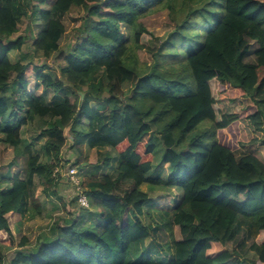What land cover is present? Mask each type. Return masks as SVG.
Instances as JSON below:
<instances>
[{
    "label": "trees",
    "instance_id": "1",
    "mask_svg": "<svg viewBox=\"0 0 264 264\" xmlns=\"http://www.w3.org/2000/svg\"><path fill=\"white\" fill-rule=\"evenodd\" d=\"M35 1L36 53L60 51L63 20L77 8L87 13L85 38L61 68L65 81L25 56L13 62L10 54L29 38L19 34L25 9L21 0H0V162L26 159L24 179H0V234L7 235L0 264L2 247H15L8 216L42 217L36 192L59 196L55 171L67 163L80 173L89 166L82 176L89 208L76 197L77 213L8 264H241L228 245L244 228L256 247L249 263L264 264V138H252L263 150L240 158L235 143L241 128L264 134V1L53 0L49 9ZM166 10L175 29L154 46L142 20ZM251 43L254 63L246 61ZM35 117L48 121L40 153L23 146V127ZM68 145L73 163L63 160ZM86 148L116 156L98 151L90 165ZM164 169L166 178L153 174ZM144 186L173 199L145 212L154 194ZM158 231L166 241L146 246ZM28 242L23 237L19 247Z\"/></svg>",
    "mask_w": 264,
    "mask_h": 264
},
{
    "label": "rangeland",
    "instance_id": "2",
    "mask_svg": "<svg viewBox=\"0 0 264 264\" xmlns=\"http://www.w3.org/2000/svg\"><path fill=\"white\" fill-rule=\"evenodd\" d=\"M53 0H46V5H41V9H49L50 3ZM264 1V0H263ZM24 7L25 17L22 23L19 25L20 33L23 36L28 35L29 38L25 41L23 46V51L21 52H12L10 54L11 60L13 62H17L22 57L25 56V62H33L34 64H38L44 68V71L48 74H52L57 78H61L62 81H65V77L61 75V68L65 65L66 59L70 56L72 50L79 45L85 38V36L80 31L81 26L84 24V20L82 17L86 15V11L83 9L77 8L72 11V13L65 16L63 22L66 26V33L60 42V51L56 53H52L49 55H44L43 53H36L32 48V42L34 38H36L37 33L39 32L42 22L39 21V16L37 13L33 14L31 9L29 8L30 3L35 4V0H21ZM143 25L154 34L155 40L153 42L154 46H158L163 43L168 35L172 33L175 29L174 23L171 20L169 11H161L152 16H149L142 20ZM27 27L31 28V33H27L25 30ZM122 33L127 37L129 35V27L122 26ZM18 36L15 35L13 38ZM31 37V38H30ZM257 50V45L255 43H251V49L246 58L247 62L254 63L255 51ZM260 73L263 74V69H260ZM19 95L23 96L22 93ZM259 98V97H258ZM245 102V99L238 106H242ZM264 111V107H263ZM48 121L40 118L30 119L28 124L23 127V146L30 145L34 152H41V147L43 146L46 136L44 134V130L47 128ZM241 132L243 136H238V139H235V143L239 144V148L236 150V155L238 158L243 157L245 155L261 151V146L259 145V141H254L252 138L255 136L258 137L259 140L264 138V134L255 132L254 129H243L241 128ZM158 139V137H157ZM23 148V147H22ZM98 151L101 153H105L106 151L110 152L112 157L116 156V153L110 149H100V150H90L88 148L85 149V159H88V164L95 165L97 164ZM63 160H69L71 163L74 162L76 155L75 151L69 148V145L63 150ZM11 156V153L6 151L4 158H8ZM10 159V158H8ZM8 161V160H7ZM6 161L3 160L0 162V179L2 177H10L15 174H21V177H25V168H26V159L21 157L18 159L16 166H7ZM114 166L118 165L117 161H114ZM70 163L63 164L60 170L62 173L68 170ZM98 166V165H97ZM89 167V166H88ZM88 167L83 168L81 170V175L83 176ZM167 168V167H165ZM90 170V169H89ZM94 172V169H92ZM112 173V169L107 170L104 174ZM96 174L101 175V171H97ZM154 175L162 174L164 178L167 177L168 170L164 169L161 171H156L153 173ZM58 194L59 196H52L46 198L44 195H41V189H38L36 192V197L39 198L45 205V213L42 217H38L35 220H24L18 214H15V217H10V224H12V233L15 238V247L7 248L3 246V252L6 257V264H8L20 251H35L38 248V242L40 239L39 236L41 234H48L51 236V230L56 227V222L60 220H67L71 218L76 212V202L74 201L77 197L75 188L67 181L66 178L60 177L58 178ZM39 182V179L36 180V183ZM145 192H148L151 195L152 202H150L145 208V212L149 208H155L157 206L169 204L173 199L172 194H166V192L159 191L158 189L150 190L147 186L142 188ZM124 192V188L119 190V194ZM65 205V206H64ZM21 218L22 224L15 226L14 221ZM79 218V217H78ZM142 220L145 223H148L149 220L142 215ZM81 220V224H86V217L79 218ZM94 221L98 220V217H94ZM63 221L60 224L63 225ZM65 226V225H63ZM7 235L5 233L0 234V238H6ZM23 237H27L29 242L24 248H20L19 244ZM167 239V233L158 231L151 232V237L146 242V246H148L151 242L157 241L158 243H164ZM229 250H235L239 255V260L241 264H250V261H254L256 259V247L254 246L253 240L249 236L248 228H244L238 237V240L234 244L228 245ZM238 260V262H239ZM239 262V263H240Z\"/></svg>",
    "mask_w": 264,
    "mask_h": 264
},
{
    "label": "built area",
    "instance_id": "3",
    "mask_svg": "<svg viewBox=\"0 0 264 264\" xmlns=\"http://www.w3.org/2000/svg\"><path fill=\"white\" fill-rule=\"evenodd\" d=\"M55 174L57 176L66 178L67 181L75 188L79 204L84 208H89V201L83 193L82 175L79 170H77L76 168H71V166H69L65 174H63L62 170L60 169H57L55 171Z\"/></svg>",
    "mask_w": 264,
    "mask_h": 264
},
{
    "label": "crops",
    "instance_id": "4",
    "mask_svg": "<svg viewBox=\"0 0 264 264\" xmlns=\"http://www.w3.org/2000/svg\"><path fill=\"white\" fill-rule=\"evenodd\" d=\"M21 178H23L24 179V177L22 176ZM43 205H44V203H43ZM43 212L45 213V205L43 206ZM43 213V214H44ZM20 217H21V215L20 214H18ZM10 217L11 218H13V217H15V214H11V215H9L8 216V219H10ZM22 218V217H21ZM21 218L20 219H16L15 221H14V228H15V226H17V225H21L22 224V222H21ZM10 221V220H9ZM10 223V222H9ZM10 227H11V231H12V224H10Z\"/></svg>",
    "mask_w": 264,
    "mask_h": 264
},
{
    "label": "water",
    "instance_id": "5",
    "mask_svg": "<svg viewBox=\"0 0 264 264\" xmlns=\"http://www.w3.org/2000/svg\"><path fill=\"white\" fill-rule=\"evenodd\" d=\"M79 94H80L81 98H84V96H85V94H84V93H82V92H79Z\"/></svg>",
    "mask_w": 264,
    "mask_h": 264
}]
</instances>
